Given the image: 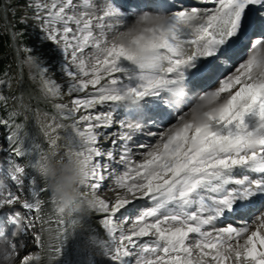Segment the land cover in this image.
<instances>
[{
  "label": "snow or ice",
  "instance_id": "6c2138e0",
  "mask_svg": "<svg viewBox=\"0 0 264 264\" xmlns=\"http://www.w3.org/2000/svg\"><path fill=\"white\" fill-rule=\"evenodd\" d=\"M26 7L40 22V41L63 57L58 81L23 49L61 117L41 131L60 163L75 157L77 187L88 194L67 219L55 207L56 253L71 236L81 241L78 264H264V0H27ZM193 109L198 122L188 120ZM11 120L0 119L9 129L0 238L15 264H38L25 237L43 194L56 205L48 153ZM165 121L167 131H150ZM145 132L157 141L136 143ZM109 178L115 195L101 198ZM90 213H99L95 223ZM230 217L240 223L225 224ZM12 230L21 239H10ZM31 238L40 246L39 234Z\"/></svg>",
  "mask_w": 264,
  "mask_h": 264
},
{
  "label": "rangeland",
  "instance_id": "374dc122",
  "mask_svg": "<svg viewBox=\"0 0 264 264\" xmlns=\"http://www.w3.org/2000/svg\"><path fill=\"white\" fill-rule=\"evenodd\" d=\"M26 2L27 0H24V1L22 0H0V9L2 8L3 4H6L8 6L9 18H10L11 23H12L11 16L16 15V14H20L27 21L28 25L30 26L28 28L29 35L33 39V42H35L34 45L31 47L33 49V54L39 56L42 59V61L44 62V66H46L50 70L49 75L54 76L59 81L61 79L60 66L63 62V57L58 51V49L56 48V45L54 43L40 41L39 39L40 31H41L40 26H39L40 22L33 18L34 14L30 9L26 7ZM96 2L99 3L100 0H96ZM76 3L80 4L82 3V0H76ZM0 20H1V23L5 25V28H6V32L3 29H0V35L2 37L5 36V34L9 36L8 27L2 20L1 13H0ZM10 48H11V51H10L11 62L8 63L7 68H9L12 72L10 73L9 76L7 75L4 79L0 80V94L8 98L7 100L11 104V111L8 112L7 115L4 116L3 119L7 120L13 113H15V119L14 121H11V122L14 124L22 125L23 126L22 131L27 133L30 138L35 139L38 143L42 145L43 149L48 153L47 164H48L49 169L52 166L59 167L61 165H64L70 161H65L64 163H60L58 157L54 155L53 150L48 148L45 138H44V142H42L43 140L41 141L39 139L38 133L35 132L33 128L34 120L36 121L38 127L40 128H41L42 123H50L52 117H56L57 120H61L60 115L55 110L54 101L50 99L49 96L46 95L44 91L42 90L40 78L36 74L35 70L32 67H30L28 63H26V57L28 54L25 53L22 49H21V55H22V60L24 63L23 65L22 64L18 65L16 54L12 48L11 38H10ZM4 57H5V54L0 55V59ZM30 94H34L38 97L39 96L43 97L47 105L44 104L43 106V104H40L41 108H37L35 104L29 103L28 99L25 97L26 96L28 97V95ZM62 102H65V103L69 102V97L65 95L63 97ZM24 107L30 111H33L34 114H28L25 111ZM128 107H131V105H128ZM101 110L106 111L107 109L104 108ZM79 114L80 113H78L77 115ZM32 115H34V117ZM117 116L123 117V112L117 113ZM17 117H18V122H16ZM127 119H128V122H132V121L137 122L136 118L128 117ZM199 119H200L199 109H193L192 111H190L188 115V120L190 122H198ZM68 123H70V121H68ZM172 123H175V121L173 120ZM170 126H171L170 123L167 122V124H165L164 126L160 128L151 127L150 131L153 133L164 132V131H167L168 127ZM117 130H118L117 128H113V129H110L109 131L115 132ZM8 134H9L8 128L0 127V147L4 148V152L0 153V161H3L6 159V155H7L6 146L8 144V141H7ZM134 139L136 140V143L138 144H143L142 142H138V139L139 141L140 139H145L147 142L144 144L148 145V144H154L155 140L158 139V136L148 135L147 132H145L144 134H136L134 136ZM102 143L104 144V147L106 149L109 148L111 145V138L109 136H105L103 138ZM134 151L142 152L144 151V149H135L134 147ZM137 159H139V157H137ZM73 160H75V157H73L71 161ZM2 168H3V165H0V179L3 178ZM5 182L11 186L13 191H16L15 186L11 185L10 181H5ZM41 183H43V181H41ZM49 183H50V180H49ZM114 187L115 186H114L113 180L109 178L108 182L103 183L101 190H99L97 194L101 198L114 197L115 192L112 190ZM78 191L81 192L79 189ZM116 191H119V189H117ZM18 195L21 196L22 200L28 198V193H25L22 191L18 192ZM41 199H42L41 212L47 211V214H46L47 218L51 219L52 221H55L56 223L57 215L55 211V205L51 203L50 193H44ZM140 203H143V202H140ZM71 210L73 211V213L82 211V206L78 203V198L75 199L70 204V209H67V213L65 214L66 219ZM29 218L32 219L33 217L29 216ZM35 220L36 219H34V227L29 230L28 236L25 237V239L27 240L28 250L32 252L33 254L36 253L35 255H37L39 254L40 249L36 247L37 245L35 244V242L32 240L31 237L34 236L33 235L34 231L39 230L43 232V230H47L51 228L52 224L44 223V221L42 222V220L40 219V216H39L38 223H36ZM10 239H13V240L21 239L18 231L16 232L15 230H12V235L10 236ZM58 240H59L58 242H60V239ZM51 245L53 246V244ZM6 252L9 253L8 256H5ZM13 254L14 253H11L9 251L5 240L3 238H0V264H8V263L15 264ZM44 259L46 262L47 259L46 258Z\"/></svg>",
  "mask_w": 264,
  "mask_h": 264
},
{
  "label": "bare ground",
  "instance_id": "6f19581e",
  "mask_svg": "<svg viewBox=\"0 0 264 264\" xmlns=\"http://www.w3.org/2000/svg\"><path fill=\"white\" fill-rule=\"evenodd\" d=\"M5 7H7V5H5L1 8L2 12L5 11ZM14 48H15V54H17V57H18L19 56V49H20V54H21V48L20 47L18 48L17 46H15ZM21 57H22V55H21ZM23 63L24 62L22 60V65H23ZM32 96H34V94H30V95H28V97L26 96V98L31 99ZM39 97H41V96H39ZM130 123H134V122L132 121ZM166 124H167V122H166ZM39 130H41L40 127H39ZM156 141L157 140H155V142ZM139 142H142L144 144L147 141L145 139H140ZM68 209H70V207H68ZM98 215H99V213H90L89 217L95 223L96 217ZM41 220H42V222L44 221V223L52 224V226H51V228H49L47 230H43V232H44L43 241H42L43 252L39 256L40 260H39L38 264H78L79 258L84 254L82 251L78 252V250H77V244H75V243H77V241H79V239L78 238L73 239L70 236L68 243L63 246L62 254L58 255L56 253L55 249L57 247H61L60 242H58L59 241L58 239H60V236H59V232L61 230L60 226H58V224L55 223V221H52L51 219L47 218V216L45 218H42ZM51 244H53V246ZM44 258L47 259L46 262H45ZM8 264H10V263H8Z\"/></svg>",
  "mask_w": 264,
  "mask_h": 264
},
{
  "label": "clouds",
  "instance_id": "9594fccd",
  "mask_svg": "<svg viewBox=\"0 0 264 264\" xmlns=\"http://www.w3.org/2000/svg\"><path fill=\"white\" fill-rule=\"evenodd\" d=\"M49 180L52 193L56 201L57 210L64 209L67 213L69 205L81 195L87 196V193L78 191V184L81 183V177L77 170L75 160L70 161L59 167L52 166L49 169Z\"/></svg>",
  "mask_w": 264,
  "mask_h": 264
},
{
  "label": "trees",
  "instance_id": "16d2710c",
  "mask_svg": "<svg viewBox=\"0 0 264 264\" xmlns=\"http://www.w3.org/2000/svg\"><path fill=\"white\" fill-rule=\"evenodd\" d=\"M24 1V0H22ZM11 16V15H10ZM22 19L24 22H22ZM13 28L15 29L16 34L23 33L22 36L17 35L20 48L23 50L25 47H32L35 42L29 35V25L27 21L20 15L16 14L11 16ZM0 29H3L6 32L5 25L1 23L0 20ZM11 48H10V38L7 34L5 36L0 35V55L5 54V57L0 59V80L4 79L7 75L9 76L12 72L9 68H7L8 63L11 62ZM13 60V59H12ZM11 111V104L6 102V105L3 102H0V119H3L4 116L7 115L8 112ZM12 120L14 121L15 115H11ZM5 128V127H4Z\"/></svg>",
  "mask_w": 264,
  "mask_h": 264
},
{
  "label": "water",
  "instance_id": "95a60500",
  "mask_svg": "<svg viewBox=\"0 0 264 264\" xmlns=\"http://www.w3.org/2000/svg\"><path fill=\"white\" fill-rule=\"evenodd\" d=\"M4 14L6 17V25L8 27L9 33L12 37L14 47L17 46L19 48L18 37L16 35L15 29L13 28L11 21L7 17L8 16V8L7 7H5ZM16 57H17V54H16ZM17 61H18V65H21L22 58H21V54H20V49H19V56L17 57ZM40 135H41V131H40Z\"/></svg>",
  "mask_w": 264,
  "mask_h": 264
}]
</instances>
